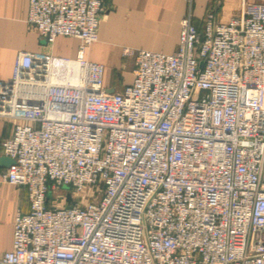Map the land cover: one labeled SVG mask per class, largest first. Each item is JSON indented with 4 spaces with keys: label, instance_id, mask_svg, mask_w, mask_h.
<instances>
[{
    "label": "built area",
    "instance_id": "2783aa9c",
    "mask_svg": "<svg viewBox=\"0 0 264 264\" xmlns=\"http://www.w3.org/2000/svg\"><path fill=\"white\" fill-rule=\"evenodd\" d=\"M104 2L29 0L42 39L80 45L24 51L0 80L4 179L30 200L0 264H264V2L202 28L189 12L172 53L126 49L120 91L84 57Z\"/></svg>",
    "mask_w": 264,
    "mask_h": 264
},
{
    "label": "crops",
    "instance_id": "0c3cea01",
    "mask_svg": "<svg viewBox=\"0 0 264 264\" xmlns=\"http://www.w3.org/2000/svg\"><path fill=\"white\" fill-rule=\"evenodd\" d=\"M244 1L264 2L105 0L97 40L85 48L84 57L102 63L107 89L120 91L134 78L135 56L126 54V49L172 53L179 46L182 19L189 12L195 25L202 28L209 11H214L217 20L227 21L240 14ZM28 12L29 0H0V80L12 79L16 59L24 51L50 54L58 59L78 57V37L58 35L52 43H47L38 30L29 25ZM14 124V119L0 116V259L12 248L17 211L30 209L28 187L4 179V173L12 163L5 159L8 156L4 153L2 141L12 134Z\"/></svg>",
    "mask_w": 264,
    "mask_h": 264
},
{
    "label": "water",
    "instance_id": "95a60500",
    "mask_svg": "<svg viewBox=\"0 0 264 264\" xmlns=\"http://www.w3.org/2000/svg\"><path fill=\"white\" fill-rule=\"evenodd\" d=\"M201 64H202V62H201ZM7 161H9V162H11V163H13L14 162V159L13 158H11V157H6L5 158ZM68 200L70 201L71 200V194L70 193H68Z\"/></svg>",
    "mask_w": 264,
    "mask_h": 264
},
{
    "label": "bare ground",
    "instance_id": "6f19581e",
    "mask_svg": "<svg viewBox=\"0 0 264 264\" xmlns=\"http://www.w3.org/2000/svg\"><path fill=\"white\" fill-rule=\"evenodd\" d=\"M56 63H58V65H53V67H54V70H60V69H62L63 68V66H62V64L60 63V62H56ZM55 64V63H54ZM75 82H76V80H74Z\"/></svg>",
    "mask_w": 264,
    "mask_h": 264
},
{
    "label": "rangeland",
    "instance_id": "374dc122",
    "mask_svg": "<svg viewBox=\"0 0 264 264\" xmlns=\"http://www.w3.org/2000/svg\"><path fill=\"white\" fill-rule=\"evenodd\" d=\"M87 189H88V188H87ZM66 190H67V188H65V187H63V188L60 189V191H66ZM55 195H56V194L54 193V196H55ZM67 204H72V203H71V201H68Z\"/></svg>",
    "mask_w": 264,
    "mask_h": 264
}]
</instances>
